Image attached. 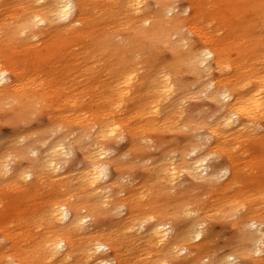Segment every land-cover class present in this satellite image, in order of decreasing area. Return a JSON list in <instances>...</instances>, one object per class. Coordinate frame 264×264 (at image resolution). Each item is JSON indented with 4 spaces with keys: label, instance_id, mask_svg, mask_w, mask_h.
Returning <instances> with one entry per match:
<instances>
[{
    "label": "bare ground",
    "instance_id": "obj_1",
    "mask_svg": "<svg viewBox=\"0 0 264 264\" xmlns=\"http://www.w3.org/2000/svg\"><path fill=\"white\" fill-rule=\"evenodd\" d=\"M147 1L0 0L9 11L0 49L49 45L33 57L55 65L89 45L87 62H96L95 46L113 64L87 103L62 99L60 87L35 92L39 78H21L10 61L21 54L0 64V117H27L39 103L52 133L27 135L15 154L0 149V187L21 200L1 214L0 226L18 231L6 233L12 245L0 247V264H264V0H187L173 14L177 0ZM118 19L119 41L96 33ZM163 52L169 59L158 63ZM200 96L209 106L196 103L174 125L176 106ZM172 129L160 158L137 165L140 139ZM124 137L122 153L109 157L108 145ZM10 154L21 162L10 166ZM220 158L224 165H208ZM40 189L45 196L33 197ZM220 218L233 228L229 251L207 255L205 225Z\"/></svg>",
    "mask_w": 264,
    "mask_h": 264
},
{
    "label": "rangeland",
    "instance_id": "obj_2",
    "mask_svg": "<svg viewBox=\"0 0 264 264\" xmlns=\"http://www.w3.org/2000/svg\"><path fill=\"white\" fill-rule=\"evenodd\" d=\"M5 3L7 0H1ZM11 1V0H8ZM151 2V0L147 1ZM188 4L187 0H177L173 6V13L181 12L186 8ZM20 9L15 8L12 10V13L20 14ZM9 13L8 9L3 6V10L0 12V17L5 16ZM97 24L100 22V18H95ZM114 25L121 24L117 26L110 25L106 28H101L100 26L96 27V33H104L111 32L114 33L115 39L119 41L122 39L125 26L126 19H118L113 22ZM113 26V27H111ZM214 30V28H212ZM89 45H81V47H75L72 53L65 55L66 57H60V61H56L55 65L49 63H40L37 64L33 57V55L38 52L40 53H48L49 45L45 48L40 49V47L29 48V47H20L14 46L12 48L3 47L0 49V64L5 63L6 58L9 54H21L22 56L18 59L10 60L16 66L22 67L24 74L21 78L25 77L28 74L34 73L36 75L35 81H41L42 84L35 92L43 93L48 96L52 93V90L61 88L60 95L64 94L61 98H65L66 96L76 95L77 99L80 103H87L92 99H95L94 94H97L101 90V84L109 79L110 72L112 70L113 64L106 61V57L103 56L99 47L92 46L91 49L97 55V60L95 63L87 62V56L85 55V48ZM89 48V47H88ZM40 49V50H39ZM75 55V56H74ZM102 55V56H101ZM58 57V58H59ZM73 57H76L75 60ZM105 59H102V58ZM169 59V55L167 52H163L158 56V63L165 62ZM144 57L139 55L136 65L140 67L139 72L142 73L144 71ZM63 62V63H62ZM68 62V64H65ZM87 62V63H86ZM110 71V72H109ZM113 74V73H112ZM8 75V74H7ZM22 81H28V79H22ZM35 83V82H32ZM59 97L55 96L54 100ZM60 98V99H61ZM199 103L201 108L206 109L209 106V100L205 96L196 97L189 100H184L182 103L176 106V114L174 115V125L175 123H181L182 115H186L190 112V109L196 104ZM67 109H71L68 105ZM8 108V107H7ZM56 105L54 106L52 113H58L55 111ZM29 115L27 117H18L17 119H10L7 116L0 117V149L1 151H12L16 146L22 145L27 141V135L35 134V133H43V137L47 140L51 139V131H50V123L48 120V114L45 110L40 107V104H36L35 108L28 112ZM149 118H143L142 123L145 122ZM60 121V120H58ZM54 126L55 123L53 122ZM174 129L172 130H161L160 132H149L146 134V138L140 139V145L143 146L142 153L136 156V164L137 165H150L152 162L158 160L161 155V150L168 144L173 143L175 140L173 138ZM181 138V134L178 136ZM46 140V141H47ZM161 142V143H160ZM127 144V138L124 137L121 140L111 142L108 147L111 151L110 156L117 155L122 153L125 146ZM39 145V144H38ZM36 148V147H35ZM5 152L6 155L9 153ZM15 154L14 151L11 152ZM10 154L8 156V162L10 166H14L21 162V159L18 157H13ZM32 156L33 154H29ZM251 151H246L242 156L245 157L246 160H249L252 157ZM72 158L79 160L80 154L77 152L72 155ZM223 162L222 165L225 164L223 158L217 160H208L209 166L217 165L220 162ZM25 166V164H23ZM23 166V167H24ZM17 190L12 187H0V220L1 214L5 211L6 207L10 205H18L21 204V200L18 199ZM46 193L40 189L36 193L34 192L33 197H43ZM188 218V217H187ZM229 220L227 218L220 219H211L205 225V228L209 229V239L206 243V253L207 255H223L229 251V241L233 238V228L229 224ZM25 231V229L23 228ZM18 231V226L16 223L7 224L6 228H2L0 226V247L4 249H9L12 245V241L6 236V233H13ZM205 236V234H203ZM203 236L200 238H196L192 241V243H200L202 241ZM185 254V252L183 253ZM257 256H259L257 254ZM208 259H206L207 261ZM242 264H251L249 261L244 260Z\"/></svg>",
    "mask_w": 264,
    "mask_h": 264
}]
</instances>
